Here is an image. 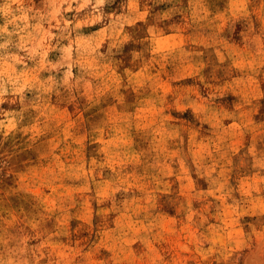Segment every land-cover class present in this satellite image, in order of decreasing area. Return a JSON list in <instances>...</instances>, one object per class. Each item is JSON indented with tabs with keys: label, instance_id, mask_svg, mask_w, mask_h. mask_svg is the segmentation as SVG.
Listing matches in <instances>:
<instances>
[{
	"label": "rangeland",
	"instance_id": "obj_1",
	"mask_svg": "<svg viewBox=\"0 0 264 264\" xmlns=\"http://www.w3.org/2000/svg\"><path fill=\"white\" fill-rule=\"evenodd\" d=\"M0 264H264V0H0Z\"/></svg>",
	"mask_w": 264,
	"mask_h": 264
}]
</instances>
